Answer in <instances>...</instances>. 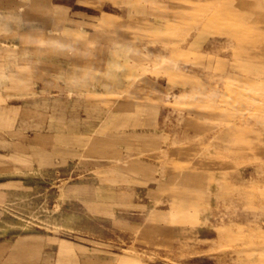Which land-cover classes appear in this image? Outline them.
Returning a JSON list of instances; mask_svg holds the SVG:
<instances>
[{
	"label": "rangeland",
	"instance_id": "rangeland-1",
	"mask_svg": "<svg viewBox=\"0 0 264 264\" xmlns=\"http://www.w3.org/2000/svg\"><path fill=\"white\" fill-rule=\"evenodd\" d=\"M0 264H264V0H0Z\"/></svg>",
	"mask_w": 264,
	"mask_h": 264
}]
</instances>
